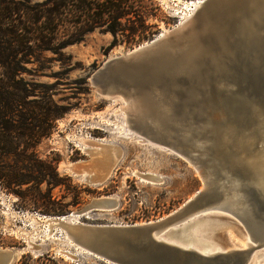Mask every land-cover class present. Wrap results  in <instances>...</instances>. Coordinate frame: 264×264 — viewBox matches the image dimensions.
I'll return each mask as SVG.
<instances>
[{"label": "rangeland", "instance_id": "374dc122", "mask_svg": "<svg viewBox=\"0 0 264 264\" xmlns=\"http://www.w3.org/2000/svg\"><path fill=\"white\" fill-rule=\"evenodd\" d=\"M29 1L33 5L44 0ZM153 1L158 9L148 14L146 24L155 34L138 43H128L120 35L115 41L109 33L95 30L83 42L54 55L39 53L33 46L27 49L20 46L19 39L0 32V250L11 252L10 264H36L35 259L44 254L65 264H108L69 240L65 227L154 222L202 190L198 172L173 149L121 129L127 124L123 99L102 97L90 83V76L104 62L181 27V22L187 24L198 10L191 12L195 0ZM184 16L187 18L181 21ZM49 100L67 109L51 129L44 114ZM33 101L41 103L44 110H37ZM257 126L258 138L250 135L246 142L251 143V150L264 153V122ZM40 132L46 136L31 137ZM184 135V144L193 143L204 151L202 141H189L188 133ZM84 138L103 139L121 150L120 159L101 185H91L70 171L72 164H90V155L81 152ZM175 139L172 135L163 140L171 144ZM249 150L241 152L244 160ZM232 185L226 200L230 206L214 211L213 220L201 219L188 230L210 223L211 242L228 250L238 248L247 233L236 218L243 195L238 186L235 188L238 184ZM102 197L113 198L115 207L80 214ZM54 211L64 215L56 216ZM60 217L66 221L49 222ZM259 251L264 253V249Z\"/></svg>", "mask_w": 264, "mask_h": 264}, {"label": "water", "instance_id": "95a60500", "mask_svg": "<svg viewBox=\"0 0 264 264\" xmlns=\"http://www.w3.org/2000/svg\"><path fill=\"white\" fill-rule=\"evenodd\" d=\"M90 83L102 97L123 99L129 128L173 149L203 188L154 222L68 226L75 243L108 264H250L256 246L202 254L170 241L203 214L227 209L236 183L243 195L236 218L264 247V182L240 156L264 119V0H204L186 25L104 62ZM184 132L204 151L184 144ZM172 135L176 143L163 140ZM102 209L92 202L80 214Z\"/></svg>", "mask_w": 264, "mask_h": 264}, {"label": "trees", "instance_id": "16d2710c", "mask_svg": "<svg viewBox=\"0 0 264 264\" xmlns=\"http://www.w3.org/2000/svg\"><path fill=\"white\" fill-rule=\"evenodd\" d=\"M29 3V0H0V32L19 39L20 46L23 44L27 49L33 46L39 53L58 55L64 49L83 42L95 30L109 33L115 41L120 35L128 43H138L147 40V35L155 34L153 27L146 24L148 14L158 9L153 0H44L33 5ZM47 102L44 114L49 118L51 129L67 109L52 100ZM33 104H38L37 110H44L41 103L33 101ZM35 134L31 137L46 136L42 132ZM53 214L64 215L55 211ZM35 263L65 264L50 254L37 257Z\"/></svg>", "mask_w": 264, "mask_h": 264}, {"label": "bare ground", "instance_id": "6f19581e", "mask_svg": "<svg viewBox=\"0 0 264 264\" xmlns=\"http://www.w3.org/2000/svg\"><path fill=\"white\" fill-rule=\"evenodd\" d=\"M203 1L204 0L191 1L193 3L190 6L192 9L191 12L194 13L195 12L194 10L198 9L200 4ZM186 8H188L187 4H186ZM185 18H187V17H185V16L182 17L181 21H183V19H185ZM182 23L183 22L180 23L181 27L183 25ZM163 33H166V32H163ZM160 36H158V37H160ZM261 119L259 121L264 122V120L261 121ZM121 129H123L125 132L129 133L130 135H133L139 139H142L143 141H146L144 138L137 135L138 133H135L134 131L132 132V130L128 126V123L126 124V122H125L124 127H122ZM80 142H81V152L83 154L90 155L91 161L89 162L90 164H88V165H86V164L85 165H73L72 164L70 166L71 173H73L75 176H82L84 178V180L91 185L103 184L105 181H107V179L109 178V176L111 174V171L113 170L116 163L120 159L121 150L117 147L107 145L103 139H85L84 138ZM247 143H249V145H250V148H249L250 152L246 155L247 157H245L246 160H244V161L248 164L249 168L251 169V171H252L253 175L256 177V179H260L264 182V153L262 151L256 152V151L251 150V143L249 141ZM258 155H261V156H258ZM147 179H149V178H147ZM93 203L100 205L101 208H103L105 210L112 209L116 205L115 200L111 197L98 198L95 201H93ZM205 214H206V217H205ZM205 214H203V217L201 219L206 218L207 220H211L212 219L211 216H214L215 214L217 215V212L211 211V212H207ZM57 219L60 220V223H61V221L63 222L66 219V217L54 218V220L50 218L49 222L56 221ZM198 221L199 220H197V222ZM209 225H210V223L209 224H202V225L192 229L190 231V233H188V230H190L194 226L193 225L192 227L187 229L185 231V233H183L182 236H180V238L174 239L173 241H170V242L173 244H176L178 246H181L183 248L194 249V250H196L202 254H213L215 252L228 251L229 248H224V247L219 246L215 242H211V240L209 238V232H211L212 229L209 227ZM77 226L80 227V226H83V224L72 226V227H77ZM65 228L67 229V230H65V232L67 233L68 239L72 241L73 236L69 235V233H73L74 229L71 230V227H65ZM245 234L246 235L243 237L241 245L237 246V247L239 249H244L245 247H246L245 249H247V248H251L252 246L257 247V244L255 242L251 241L248 232L247 233L245 232ZM256 247L252 251V255H251L249 263L250 264H264V253H263V251H259V249H264V247H260V248L259 247L256 248ZM10 253H11L10 251H1L0 250V255H3L5 257L9 258L8 264H10V262H11Z\"/></svg>", "mask_w": 264, "mask_h": 264}]
</instances>
